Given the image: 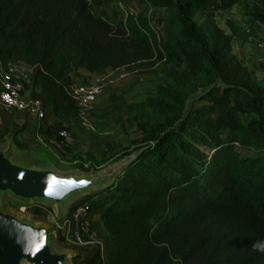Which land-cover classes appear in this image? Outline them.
Masks as SVG:
<instances>
[{"label":"trees","instance_id":"obj_1","mask_svg":"<svg viewBox=\"0 0 264 264\" xmlns=\"http://www.w3.org/2000/svg\"><path fill=\"white\" fill-rule=\"evenodd\" d=\"M92 1L0 0V60L33 68L28 88L45 120L67 121L58 128L69 131L83 124L70 93L81 69H133L176 52L186 68H171L170 82L130 104L128 118L144 120L142 136L116 160L136 157L68 211L89 202L92 216L100 213L107 264H264L253 250L264 241V83L234 50L239 26L230 21L228 32L213 15L242 0H141L172 12L167 42L144 11L115 21ZM27 208L41 215L45 207ZM99 258L80 250L72 262Z\"/></svg>","mask_w":264,"mask_h":264},{"label":"rangeland","instance_id":"obj_2","mask_svg":"<svg viewBox=\"0 0 264 264\" xmlns=\"http://www.w3.org/2000/svg\"><path fill=\"white\" fill-rule=\"evenodd\" d=\"M92 2L95 5L94 10L97 13H101L115 21L121 17H125L127 12L144 11L162 41H168V29L172 18L171 11L142 2L141 0H93ZM97 4H100V6ZM213 15L218 24L226 28L228 32L231 31L228 27L230 21L235 23L237 20L241 23L246 22L244 18L236 19L238 15L237 10L217 11ZM206 18L207 15L205 13L198 12L195 14V19L199 23L204 22ZM243 27V24L242 26L240 25L238 33L234 35L236 53L254 70L259 81L264 83V50L259 51L256 47V40L259 38L264 39V30L260 36L256 33L254 27H251L253 34L246 35ZM239 35H241V38H237ZM240 39L244 41L249 40L250 44L248 48L250 51L248 53L244 52L239 44L236 43V40ZM238 42L244 43L242 41ZM171 68L175 70H184L186 68L184 58L179 52H176L172 61L165 56L143 65H138L133 69L125 68L126 75L124 77L118 76L121 70L114 71L112 76L115 78V81L84 111L83 124L77 125L75 137H73L72 133L71 138L65 143H59L61 138L58 134L54 139L49 138L46 135L47 132H45V135H41L42 133L38 132L39 125L36 120L22 112L8 109L0 102V145L10 142L12 143L13 155L15 157L28 155L41 162L52 163L63 171L78 170L91 172L101 170L118 160L134 154L132 153L116 160L123 151H130L136 144L134 142L142 136L140 125L144 120L139 116L134 119L128 118L129 106L130 104H135V102L144 101L148 96H154L159 84L170 82L169 71ZM208 73L210 72H205V74ZM52 118L44 120L43 128H45V123L47 126L50 125L51 128L61 123L68 125L67 121L61 122L60 119L52 121ZM37 134L40 135L42 140L38 138ZM102 157H106L108 161L100 165L98 161ZM29 204L20 203L11 198H7L6 200V206L15 212L32 218L37 223L45 222L54 225V219L48 217L51 212H54L51 206L39 203L44 205L45 208L41 215H37L27 208ZM69 206L67 205V208L63 210V216L69 212ZM95 222L100 224L99 217L95 219ZM98 227L101 231L100 225ZM58 231L61 232L62 230L59 229L56 233ZM56 240L62 248L75 249L79 252L80 250H90L69 247L66 242H61L58 239L57 234Z\"/></svg>","mask_w":264,"mask_h":264},{"label":"water","instance_id":"obj_3","mask_svg":"<svg viewBox=\"0 0 264 264\" xmlns=\"http://www.w3.org/2000/svg\"><path fill=\"white\" fill-rule=\"evenodd\" d=\"M137 153L98 171H63L28 155L15 157L12 143L0 145V264H73L80 252L62 248L52 224L6 206L7 198L49 205L57 218L67 205L111 183ZM85 181L86 183H80Z\"/></svg>","mask_w":264,"mask_h":264},{"label":"built area","instance_id":"obj_4","mask_svg":"<svg viewBox=\"0 0 264 264\" xmlns=\"http://www.w3.org/2000/svg\"><path fill=\"white\" fill-rule=\"evenodd\" d=\"M252 32V28H246L248 35L253 34ZM256 47L259 51L264 50L263 38L256 40ZM120 70L121 73L118 76L124 77L126 72L124 71L125 68L122 67L112 69L104 74H98L89 83L71 85L70 93L82 114L115 81L112 73ZM32 71L33 68L23 61L10 60L3 64L0 60V102L8 109H14L33 118L40 127L46 119V111L41 100L33 98L31 89L28 88ZM57 134L61 138V143H65L72 136V132L66 129H58ZM38 136L41 139L40 135ZM48 217L54 219L53 226L56 231L62 230L61 234L64 242L69 247L98 250L100 252L99 264H107L105 253L106 235L96 226L89 202L77 204L72 211H69L61 219L57 218L54 212H51Z\"/></svg>","mask_w":264,"mask_h":264},{"label":"crops","instance_id":"obj_5","mask_svg":"<svg viewBox=\"0 0 264 264\" xmlns=\"http://www.w3.org/2000/svg\"><path fill=\"white\" fill-rule=\"evenodd\" d=\"M97 5L100 6V4H97ZM229 10L230 11L237 10L238 15L236 16L237 17L236 19H238V18L246 19L245 23H241L237 20L236 23L239 27H240V25L242 26V24L244 26L243 27L244 29L247 27L248 28L254 27L256 33H258L261 36V32L264 30V6L260 5L256 0H242L241 2L235 4ZM244 29H243V31H244ZM242 36H243V34H242ZM237 38H241V35H239V37H237ZM234 41H235V37H234ZM238 41H242L244 43H241ZM238 41L236 40V43L239 44V46L242 48V50L244 52L248 53L250 51L248 48V45L250 44L249 40L244 41L243 39H240ZM239 46H238V49H239ZM234 50H235V42H234ZM235 52H237V51L235 50ZM239 57L241 58L240 55H239ZM110 70H112V69H110ZM110 70H108L107 72H109ZM96 75H98V74L91 73L87 70L81 69L75 73L74 84L75 85L85 84V83L89 82L90 80H92ZM92 112H97V111H92ZM51 120L52 121L59 120V118L53 117ZM58 126L59 125H54V128H51L50 125L47 126V124L45 123L44 129L47 131L46 135L51 139H54V137L56 138L57 137V130L59 129ZM71 132L73 133V137H75L74 134L77 132V128L73 129ZM28 139H30V138H28ZM59 143H61V140H59ZM93 217H94V219H97V217H99V219H100V213L98 212V213L94 214ZM95 224L97 227L100 225L102 233L104 235H107V232L104 228V224L101 221V219H100V224H97V222H95Z\"/></svg>","mask_w":264,"mask_h":264},{"label":"clouds","instance_id":"obj_6","mask_svg":"<svg viewBox=\"0 0 264 264\" xmlns=\"http://www.w3.org/2000/svg\"><path fill=\"white\" fill-rule=\"evenodd\" d=\"M253 250L264 253V241H256L253 244Z\"/></svg>","mask_w":264,"mask_h":264},{"label":"snow or ice","instance_id":"obj_7","mask_svg":"<svg viewBox=\"0 0 264 264\" xmlns=\"http://www.w3.org/2000/svg\"><path fill=\"white\" fill-rule=\"evenodd\" d=\"M80 183H82V184H83V183H86V182H85V181H81Z\"/></svg>","mask_w":264,"mask_h":264}]
</instances>
